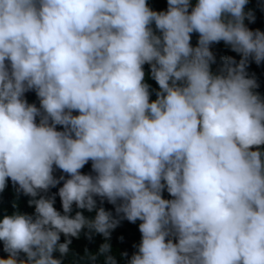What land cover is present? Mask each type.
Wrapping results in <instances>:
<instances>
[{"label": "clouds", "instance_id": "9594fccd", "mask_svg": "<svg viewBox=\"0 0 264 264\" xmlns=\"http://www.w3.org/2000/svg\"><path fill=\"white\" fill-rule=\"evenodd\" d=\"M247 3L0 0V192L10 179L35 209L0 220V264H63L84 229L106 242L75 264H117L122 220L141 222L128 264H264V98L246 71L264 32ZM221 41L241 59L213 73Z\"/></svg>", "mask_w": 264, "mask_h": 264}, {"label": "trees", "instance_id": "16d2710c", "mask_svg": "<svg viewBox=\"0 0 264 264\" xmlns=\"http://www.w3.org/2000/svg\"><path fill=\"white\" fill-rule=\"evenodd\" d=\"M148 6L154 10V11H166L167 10V0H147ZM197 0H191L192 5L194 6ZM191 10V9H190ZM251 11L253 12L255 16L254 22H249L247 19L245 20L246 27L249 28V30L256 31L260 30L261 32H264V0H248L247 5L245 6V12ZM153 29H155V25L153 24ZM158 34V33H157ZM191 45L193 47L197 46V41L199 38L198 33L191 34ZM210 50L213 52V54L216 57V64H213L211 66L213 73H217L218 68L220 66V58L221 57H233L237 62L241 59L240 54L233 52L230 48V46L225 45L223 41H221L218 44L211 45ZM144 71H145V83L149 84L150 91H151V100L156 99L155 92L159 90V86L156 84V82L151 78L150 76V68L149 65H144ZM246 71L249 74V77H255L256 82L258 84V88L255 89L257 93L260 94L262 98H264V62H262L260 65H257L253 60H250L249 66L246 69ZM25 99L29 104H35L37 107H39V100L35 94L34 91H30L25 93ZM78 112H73V115H78ZM38 122V120H37ZM57 130L62 131V126H57ZM82 173L88 174L91 172V161L85 167L81 170ZM54 175L58 178L60 175H65L62 173L59 169H57L54 172ZM67 178V176H66ZM62 187V182L60 185L57 186V188L50 189V193H57L58 188ZM163 198L164 199H172V197L167 193L166 189L163 192ZM30 197L25 196L23 194L17 195L15 187H13V184L11 180L9 179L7 182V187L3 192H0V220H2L4 215H11L16 211H19L20 213L24 214H34V207L28 206V201ZM97 199L98 207L99 204V198ZM15 205V207L13 206ZM54 207L58 210L63 212L61 201L59 196H56V202ZM103 207L107 211L113 212V215L115 216V209L114 206L107 203V201L104 202ZM76 211H83V214L86 218H94L95 211L92 213L87 212L86 210H78L76 209L75 205H73V212L71 215H75ZM139 223L140 221H137L135 224L128 222L127 220H122L120 225L112 231L111 238L107 242L111 245L112 248V254L115 256L117 260V264H128V260L132 256L133 253L137 251V248L134 247V245H139L141 241V233L139 232ZM88 232L87 229L82 230L80 237L77 238H71L72 244L69 246L70 251L69 254L63 258V264H75L77 260L85 256V249L88 250L89 253H98L100 246L105 243V239L100 234H92V239L89 240L86 236V233ZM120 237H123V240H120ZM65 236L61 234L60 243L65 242ZM176 242V241H174ZM127 252L128 257H123L121 254ZM21 256L23 257L24 254L21 253ZM0 258H8V254L3 251V242H0ZM53 258L60 259V253L55 252L53 253ZM83 264H90L88 261H83ZM96 264H104V257L98 256Z\"/></svg>", "mask_w": 264, "mask_h": 264}]
</instances>
